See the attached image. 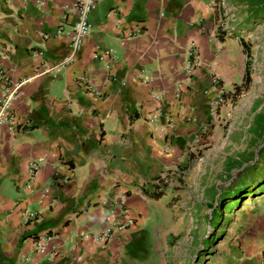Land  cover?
I'll return each mask as SVG.
<instances>
[{
    "label": "crops",
    "instance_id": "0c3cea01",
    "mask_svg": "<svg viewBox=\"0 0 264 264\" xmlns=\"http://www.w3.org/2000/svg\"><path fill=\"white\" fill-rule=\"evenodd\" d=\"M71 2L0 0V100L26 80L0 124V264H167L166 224L178 204L169 182H182L222 135L227 94L246 66L242 35L231 30L254 24L264 7L98 0L75 62L61 66ZM103 51L105 61L93 57ZM254 124L259 136L264 118ZM129 219L106 244L94 240ZM50 234L58 239L37 253L35 241ZM208 264H264V206L237 216Z\"/></svg>",
    "mask_w": 264,
    "mask_h": 264
},
{
    "label": "rangeland",
    "instance_id": "374dc122",
    "mask_svg": "<svg viewBox=\"0 0 264 264\" xmlns=\"http://www.w3.org/2000/svg\"><path fill=\"white\" fill-rule=\"evenodd\" d=\"M255 17L254 24L238 26L242 32L231 30L242 35L243 46L239 45L250 83L239 93L232 87L227 94L222 135L199 150L197 168L182 182H169L177 192L178 204L166 224L173 227L167 239L173 248L167 253V264H208L227 244L237 216L251 207L264 206V129L255 135L254 124L257 116L264 118V14ZM178 182L179 186L174 185ZM215 212L219 218L211 223Z\"/></svg>",
    "mask_w": 264,
    "mask_h": 264
},
{
    "label": "built area",
    "instance_id": "2783aa9c",
    "mask_svg": "<svg viewBox=\"0 0 264 264\" xmlns=\"http://www.w3.org/2000/svg\"><path fill=\"white\" fill-rule=\"evenodd\" d=\"M98 0H72V2L67 6V17L71 20L72 26L71 30L68 33L70 38V49L69 53L65 58L60 62L59 65L67 66L73 64L75 61V55L79 52L83 40L89 34L91 30V25L89 23V15L96 7ZM68 19V20H69ZM139 32V31H136ZM131 37L132 35L129 34ZM46 38V36H45ZM93 57L99 61H105L110 57V53L108 51L96 52ZM111 65L107 67L110 69ZM54 68H45L43 73H51ZM188 72L192 71L191 63L187 64ZM0 75H3V71L0 68ZM26 80L15 84L12 88L6 86L4 88L3 98L0 100V124L7 123L9 121V109L10 103L17 95V90L25 83ZM37 164L32 163L28 168L29 180H32L37 171ZM164 181V180H163ZM165 182V181H164ZM134 225L133 220L129 219L124 224H111L106 228L102 229L98 233H96L93 238L95 241L106 244L109 242L114 236L120 234L121 232H125L131 226ZM87 237V236H86ZM53 239H58L57 234L43 235L38 237L35 241V250L37 253H44L47 249L49 242Z\"/></svg>",
    "mask_w": 264,
    "mask_h": 264
},
{
    "label": "trees",
    "instance_id": "16d2710c",
    "mask_svg": "<svg viewBox=\"0 0 264 264\" xmlns=\"http://www.w3.org/2000/svg\"><path fill=\"white\" fill-rule=\"evenodd\" d=\"M258 4L263 6L264 7V0H258ZM246 50V49H245ZM248 67H247V63H246V66H245V74H244V77H243V82L240 84V85H236L234 87L235 89V93H239L241 91V87L242 86H248V84L250 83L251 79H250V76H249V72H248ZM248 193L246 192L245 195H247ZM219 218L218 214L215 212L213 213V218H212V222H216L217 219ZM217 223V222H216Z\"/></svg>",
    "mask_w": 264,
    "mask_h": 264
}]
</instances>
